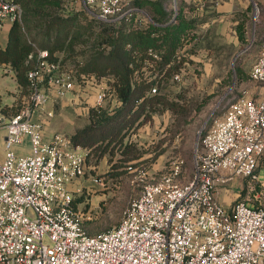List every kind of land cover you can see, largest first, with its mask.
<instances>
[{"label": "built area", "instance_id": "1", "mask_svg": "<svg viewBox=\"0 0 264 264\" xmlns=\"http://www.w3.org/2000/svg\"><path fill=\"white\" fill-rule=\"evenodd\" d=\"M136 1L81 3L100 21L136 16L152 22ZM178 2L163 3L166 24L175 19ZM22 14L19 0H0V31ZM28 58L35 60L27 71L29 93L14 113L0 116L5 132L0 159V264H264V205L237 200L239 192L228 204L219 198L225 187L239 190L247 180L250 190L259 181L264 168V87L256 99L233 100L199 134L189 180H180L183 160L172 161L157 179L143 183L117 225L88 234L73 204L75 194L81 193L78 181L87 169V151L61 132L43 140V121L36 115L44 111L52 93L58 99L75 93L77 103L80 95L70 72L49 59L47 49L37 48ZM248 75L264 85V39ZM105 94L100 86L92 105L101 106ZM24 137L29 154L19 156L14 146Z\"/></svg>", "mask_w": 264, "mask_h": 264}, {"label": "rangeland", "instance_id": "2", "mask_svg": "<svg viewBox=\"0 0 264 264\" xmlns=\"http://www.w3.org/2000/svg\"><path fill=\"white\" fill-rule=\"evenodd\" d=\"M43 1L47 3L36 9L35 3L40 0H23V14L15 23L18 40L30 44L32 52L37 48L45 49L42 48L44 45L48 51L54 46L56 40L49 23L73 18L71 31L78 23L93 26L94 32L98 30V20L85 10L81 0ZM161 1L163 4L167 0ZM178 6H181L182 18L188 20V52L179 78L164 79L159 91L178 100L185 110L153 114L124 138V142H132V149L140 154L139 158L127 160L128 151L119 148L111 156L106 154L96 167L79 179L80 194L85 199L77 208L82 226L88 233L96 234L116 225L143 183L157 179L172 161L183 160L180 180H189L199 134L221 117L233 100L240 97L256 99L264 87L252 82L248 75L264 39V0H180ZM59 34L63 35L64 30ZM93 37H88L86 45L76 43L73 50H54L53 55L63 58L70 66L84 65L91 52ZM5 40L2 38L1 43ZM34 61V58H28V66L31 67ZM6 69L0 68V113L7 116L28 94L19 88L14 73ZM96 92L94 90L84 98L80 94L78 103L72 106L92 105ZM72 106L66 105L62 110L55 108V115L62 121L61 116L67 114L75 125L83 126L87 116L79 115ZM43 113L36 115L43 116ZM48 114L45 112L44 116ZM87 163L93 164L94 157ZM258 179L264 181L263 167ZM235 188L225 187L226 200L232 193L237 195Z\"/></svg>", "mask_w": 264, "mask_h": 264}, {"label": "trees", "instance_id": "3", "mask_svg": "<svg viewBox=\"0 0 264 264\" xmlns=\"http://www.w3.org/2000/svg\"><path fill=\"white\" fill-rule=\"evenodd\" d=\"M19 1L24 8L23 0ZM43 3L47 2L40 0L34 8L42 7ZM136 4L149 15L152 22H144L136 16L116 22L97 19L98 30L95 32L93 26L81 23L76 24L71 31L73 18L61 23H49L56 40L48 51L49 59L59 61L70 72L75 91L84 98L103 86L106 93L101 106L81 105L85 109L87 123L69 136L73 144L87 151L85 173L96 167L106 154L111 156L119 148L128 151L127 160L139 158L140 154L132 149V142H124V138L147 122L153 114L166 110H185L178 100H173L166 92L159 90L164 79L174 78L182 71L188 52V20L182 18L181 6L175 19L166 24L168 15L161 0H137ZM17 30L18 26L14 23L0 31V68L13 72L19 88L28 94L27 71L30 67L27 61L32 47L18 40ZM60 30H64L63 35L59 34ZM92 35L91 52L84 65L70 66L63 58L53 55L54 50H73L76 43L86 45L88 37ZM2 38H6L4 44L1 43ZM152 53H156L157 58ZM152 89L156 92H152ZM123 150L120 149L121 152ZM90 157H94L93 164L87 163ZM251 186L248 190L247 180H243L237 200H246L254 207L264 205V187L261 182L256 181ZM257 192L261 193L260 197L255 196ZM84 199L83 194L74 197V206L77 208Z\"/></svg>", "mask_w": 264, "mask_h": 264}, {"label": "crops", "instance_id": "4", "mask_svg": "<svg viewBox=\"0 0 264 264\" xmlns=\"http://www.w3.org/2000/svg\"><path fill=\"white\" fill-rule=\"evenodd\" d=\"M6 70H9V69H6ZM54 96L55 95L52 93L50 96L51 98L48 101V103L46 104V106L44 108L45 110L43 111L44 113L49 112L48 116H44L43 112H42L43 116H41V119L43 121V140H45V141L49 140L51 138V136L57 132H61L63 134L65 133L68 136H70L72 133H74V131L78 127L82 126V125L81 126L75 125L74 120L71 119L70 116L67 114L62 113V114H64L61 116L62 121H61V118H59L58 116L55 115V108H57L55 105H58V107L61 109L62 107H66V105L72 106L73 103L77 104V98L75 97V93H69L65 97L59 98V99L55 98ZM72 107H74V110L77 111V113H79V115L87 116L86 112L83 114V111H85L84 107H81V106H77V107L72 106ZM59 108H57L56 110H58ZM0 116H6V115L0 113ZM80 120L81 119H79L78 121H80ZM86 123H87V118L85 119L83 125ZM64 130H66L67 132ZM4 134H5V132L3 131V129H0V159L3 158L2 146H3ZM14 151L19 156L29 154L28 138L24 137L22 143L15 145ZM235 190L238 194L237 188H235ZM225 192H227V191H225V189H221L219 192V198H220V200H222L221 199V197H222L223 200L225 201L224 202L225 204L230 203L237 196L235 193H232V194H230L229 199L226 200L224 197V195L226 194ZM223 200H222V202H223Z\"/></svg>", "mask_w": 264, "mask_h": 264}, {"label": "water", "instance_id": "5", "mask_svg": "<svg viewBox=\"0 0 264 264\" xmlns=\"http://www.w3.org/2000/svg\"><path fill=\"white\" fill-rule=\"evenodd\" d=\"M202 129V128H201ZM201 131V130H200ZM200 131H199V133H200ZM198 138V137H197Z\"/></svg>", "mask_w": 264, "mask_h": 264}]
</instances>
